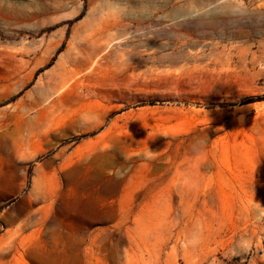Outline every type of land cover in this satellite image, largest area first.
<instances>
[{
	"label": "rangeland",
	"instance_id": "rangeland-1",
	"mask_svg": "<svg viewBox=\"0 0 264 264\" xmlns=\"http://www.w3.org/2000/svg\"><path fill=\"white\" fill-rule=\"evenodd\" d=\"M0 264H264V0H0Z\"/></svg>",
	"mask_w": 264,
	"mask_h": 264
}]
</instances>
